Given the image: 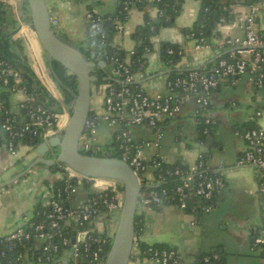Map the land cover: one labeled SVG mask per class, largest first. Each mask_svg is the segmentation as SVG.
I'll return each mask as SVG.
<instances>
[{
  "label": "crops",
  "instance_id": "obj_1",
  "mask_svg": "<svg viewBox=\"0 0 264 264\" xmlns=\"http://www.w3.org/2000/svg\"><path fill=\"white\" fill-rule=\"evenodd\" d=\"M51 19H57L55 29L70 42L81 46L87 36V5L92 0H46ZM96 7L100 14H111L116 10V0H100ZM200 0H185L181 14L172 26L160 29L153 36L154 48L147 53V76L142 81L144 90L151 96L171 93L167 87L170 65L160 56L162 42H173L179 45L182 58L176 67L180 70L200 68L219 57L230 53L233 57L241 56L250 59V53H237L235 47L225 43L229 37H243L246 33V18L252 7L239 3L234 5L232 17L223 21L218 30L220 36L214 37L212 44L197 46L192 38L191 27L196 19ZM254 29L264 34V2L256 5ZM5 15L0 20V45L4 54L22 69L29 68L37 81L34 85L40 101L48 104L53 110L63 113L64 95L49 64L48 53L36 41L32 25L30 7L25 0H5ZM145 12L156 19L157 7L149 3L145 10L133 7L129 18L114 35V44L126 51L134 48L132 33L145 20ZM264 50V43L261 46ZM102 68V67H101ZM110 74L108 64L105 66ZM0 85V92L4 91ZM176 96L181 92L175 91ZM9 103L14 112H20V105L28 100L29 94L24 90L10 91ZM91 107L98 115L97 143L105 142L107 129L113 137L114 128L102 119L104 107L102 96H92ZM196 103L192 100L181 102V110L177 116L165 120L161 127L165 135L161 146L145 150L149 162V171L154 170V160L163 158L167 162L190 164L195 160L196 152L201 148L199 126L193 111ZM261 109L262 114L256 116ZM210 115L215 120L213 142L204 149L208 152L207 163L212 169L221 171L225 185L218 194L217 204L206 211L198 219L193 213L173 204H164L152 210L142 211L144 226L136 234L135 244L129 264H156L149 256L144 255L140 243L147 245H165L177 249L181 264H199L202 256L218 253L225 264H260L261 248L252 243V237L264 226V179H259L256 170L249 165H241L238 160L247 149V141L243 136L245 123L254 122L264 128V89L256 87L251 72L238 77H223L217 89L211 93ZM106 122L107 127H102ZM101 128V129H100ZM136 139L153 140L157 138V130L150 126H130ZM36 151L22 146L14 153L7 146L4 130L0 127V184L12 179L22 171L32 159ZM65 173L50 170L38 165L16 181L0 186V236L25 226L34 214L37 202H46L52 193V182L65 177ZM50 180V181H49ZM81 184V183H79ZM65 198L67 205L78 206L88 199L89 191L83 186ZM138 212V211H137ZM137 214H140L139 212ZM114 222L106 224V229L114 233ZM68 252H64L66 261Z\"/></svg>",
  "mask_w": 264,
  "mask_h": 264
},
{
  "label": "built area",
  "instance_id": "obj_2",
  "mask_svg": "<svg viewBox=\"0 0 264 264\" xmlns=\"http://www.w3.org/2000/svg\"><path fill=\"white\" fill-rule=\"evenodd\" d=\"M1 8L2 3L0 2ZM257 10L256 6L252 7L251 13L247 16L246 33L243 37L225 39V43L235 47L237 53L243 51L250 53V59L241 56H235L232 59L222 58L207 69H191L183 76L168 77L166 84L171 93L167 95L151 96L144 90L142 81L147 76V69L132 73L129 66L121 63L118 57H115L109 65L111 76L116 78L121 86L107 84L101 89L104 107V114L101 118L114 128L113 136L115 134L117 139L122 140L121 158L129 163L143 185L138 198L137 211L140 214L143 213L142 211L171 204V198L166 200V197L170 195L169 190L157 188L167 179L166 174L181 178V182L175 186L174 191L180 197L178 206L184 209L187 207L184 197L188 189H194V194L212 200L224 188L225 179L221 171L212 169L207 163L206 150L204 149L206 140L200 139L201 148L196 152L195 160L192 163L185 164L186 167L176 164L168 168L166 173L161 171L159 175L149 171V162L145 156V150L151 147L158 149L161 146V139L165 135L161 127L162 123L177 116L181 110V102L184 101L192 100L196 103L193 114L202 120L204 123L203 134L207 135L210 125L215 124V120L210 115L211 93L218 88L221 78H235L245 72H251L252 75H255V86L264 89V50L261 49L264 43V34L254 29V18ZM91 17L92 13L87 11V20ZM51 21L56 23L57 19H51ZM117 28L121 29L122 23H118ZM100 29L101 25L97 24L93 31ZM197 46L205 45L197 44ZM132 81L140 83L138 89L134 90L128 85ZM0 83L11 85L10 91L18 89L26 91L21 71L3 58H0ZM175 91L181 92V96H176ZM30 99L32 98L29 96L28 100ZM20 106H23V103ZM71 107H65L64 112L60 113L42 105H30L28 121L21 127H15L17 118L13 114L14 111L6 109L0 101V127L10 136L7 146L16 153L13 138L16 136L23 137L31 131L33 134H37L38 129L46 131L45 139L55 134H62L71 116ZM261 114V109L256 111V116ZM99 118L95 113L88 118L81 138L80 147L82 149H95ZM132 125L155 128L158 133L157 138L153 140L136 139L130 131ZM243 136L247 141V149L240 156L238 163L252 166L256 170L258 178L262 180L264 179V128L257 126L247 129L243 132ZM154 162L156 163L155 166L158 167L161 162L167 161L163 158H156ZM73 173L70 172V174ZM79 177L84 178L86 176L79 175ZM87 178L93 182L97 180V178ZM116 183L114 181L112 186H115ZM261 190H264V185H261ZM74 191L75 185L68 181L57 189L52 188L50 198L44 202L46 206L42 212L44 218L32 224L34 235L44 241L42 248L48 252L47 261L40 262V264L93 262L98 259L99 252L102 251L103 246L108 241V237H99L94 234L107 231L108 235H113L106 229V224L117 221L123 205L124 192L116 189L114 194L101 193L97 197L88 198L78 206L71 207L66 204L65 198ZM208 210H210L209 207L206 208V211ZM99 223H104L105 229L103 231L98 230ZM47 225L51 230L49 232ZM68 227L76 230V237L72 242L64 233V229ZM82 234H85L84 239H80ZM31 235L32 232L22 226L0 236V244L3 243L8 246L15 241L28 239ZM55 237L59 238V242H53ZM61 245L67 247L64 251L68 252L66 261L63 260V255L58 259H53L51 256V253H56ZM95 245L98 248L92 249ZM254 245L260 246V264H264V226L254 236ZM146 252L156 264H181L179 252L173 247L150 245ZM4 253L5 250H0L1 255ZM211 258L218 259L219 254L207 255L203 260L208 262Z\"/></svg>",
  "mask_w": 264,
  "mask_h": 264
},
{
  "label": "trees",
  "instance_id": "obj_3",
  "mask_svg": "<svg viewBox=\"0 0 264 264\" xmlns=\"http://www.w3.org/2000/svg\"><path fill=\"white\" fill-rule=\"evenodd\" d=\"M4 1L0 0L2 3V8L0 9V20L4 18L5 9ZM185 0H116V10L111 14H100L96 7L100 4V0H92L87 5V11L92 13V17L88 19V31L86 38L81 43V50L85 56L89 59H93L97 65L93 69L92 73L98 76L92 84V96L94 93L102 96L101 89L107 84H112L114 86L120 87L121 84L114 80L106 81L104 77L108 75L107 69L101 68L98 63L100 61H105L108 66L113 62L115 57H118L121 63H124L129 66L132 73L139 70H146L148 67V57L147 53L151 52L154 48L153 36L158 34L161 28L166 26H172L175 24L177 17L181 14L183 9V4ZM264 0H200V7L191 27L192 38L196 41L197 44H203L205 46L211 45L214 37L220 36L218 30L219 25L232 17V10L234 5L239 3L248 4L251 7H254ZM149 3H153L158 10V16L156 19L152 18L148 12H145V20L142 24L138 25L134 32L132 33V38L135 41L134 48L131 51H126L114 44V35L118 30L117 24L124 23L130 15V11L133 7H137L141 10H145ZM97 24L101 25V29L93 31ZM6 48V47H5ZM3 46L0 45V58L5 59L7 62L15 65L11 58L9 59L4 54ZM133 51V52H132ZM161 59L172 66L169 71V78H175L177 76L185 75L189 70H180L176 67L179 61L182 58V51L179 48L177 43L173 42H162L160 49ZM222 58L232 59L233 56L230 53H226L219 57L215 62L208 63L201 66L199 69L204 70L218 62ZM16 67L21 71V74L24 78V86L32 98L23 102V106H20V112H13L16 116L17 121L15 122V127H21L29 119V106L30 105H42L47 108H51L48 104L40 101L37 93H35V81H37L35 75L30 71L29 68L22 69L21 65H16ZM53 68L55 72V78L58 83L61 85L62 92L64 95V101L66 105L72 106L75 94L78 89V78L76 75L70 73L60 62L54 60ZM255 78V75H253ZM4 91L0 92V101L3 103L6 109L11 110L9 97H10V86L3 85ZM134 90L138 89L140 83L138 81H132L128 84ZM72 113V107L70 109ZM94 109L91 107L90 116L94 115ZM199 126V139L207 140V138L213 134V127L215 124L210 125L209 133L203 134L204 123L201 119L197 118ZM258 125L254 122L245 123L243 126V132L247 129L257 127ZM46 131L43 129H38L37 134H33V131L26 133L23 137L16 136L13 138L14 148L19 150L22 146H27L30 151H35L36 148L45 140ZM4 136L6 143L10 140V136L7 132L4 131ZM123 142L120 139L116 138L114 134L112 142L101 146L96 143L94 145L95 149L81 150L84 153L99 155V156H118L121 157V146ZM208 157V152H206V158ZM35 157L32 159V161ZM154 163L153 173L159 175L161 171L166 173L168 168L173 167L176 164H180L182 167L186 165L182 162H161L157 167ZM39 165H44L43 163ZM56 165L49 167L50 170H53ZM167 179L158 186V189L167 188L170 195L166 197L171 198V204L178 205L180 203V197H178L174 191L175 186L181 182V178L175 175L166 174ZM50 181V180H49ZM70 182L73 185L81 183L89 191L88 198L97 197L101 193L114 194L116 189L124 192V185L121 182H117L115 186H111L105 191L97 192L91 191L90 186L93 183V180H88L87 177L80 178L78 174H67L62 179H57L52 182V188L57 189L62 186L64 182ZM144 190V189H143ZM218 194L212 199L208 200L202 196L194 194V189H188L187 194L184 197V200L187 203L185 208L190 213H193L198 219L202 218L206 212V208H214L217 204ZM46 208L43 202H37L34 207V214L30 221L24 226L26 230L31 231L32 235L28 239H22L21 241H15L11 245H6L1 243L0 250H5L3 255L0 254V264H40V262H46L48 252L43 250L44 241L34 235L32 224L39 222L44 218L42 215L43 210ZM47 224V223H46ZM144 226V215L137 214L135 219V230L136 234L142 231ZM48 232L51 231L47 225ZM65 235L69 238V241L72 242L74 237H76L75 228L68 227L64 229ZM257 233V232H256ZM255 233V235H256ZM95 236H106L108 237L107 243L103 246L102 251L99 252V257L93 262L81 261L80 264H104L108 253L111 248L113 235H108V232H96ZM254 235V236H255ZM254 236L252 237V243L254 244ZM53 242H59V238H53ZM10 246V247H9ZM150 245L140 243V247L144 255L148 256L146 252ZM157 247H168L165 245L155 244ZM67 247L61 245L59 250L56 253H51L53 259H58L63 255ZM98 246L95 245L92 249H97ZM212 256V254H207ZM204 255L200 258L199 264H225L223 258L210 259L208 262H205L203 259ZM39 258H41L39 260Z\"/></svg>",
  "mask_w": 264,
  "mask_h": 264
},
{
  "label": "water",
  "instance_id": "obj_4",
  "mask_svg": "<svg viewBox=\"0 0 264 264\" xmlns=\"http://www.w3.org/2000/svg\"><path fill=\"white\" fill-rule=\"evenodd\" d=\"M27 1L36 41L47 53L53 73V61L60 62L70 73L78 78V89L72 105V113L62 134H55L45 139L37 148V156L22 171L0 186L8 185L26 175L34 167L43 163L47 167L56 165L58 170L66 175V164L72 172L81 176L97 178L91 186V191H103L121 182L124 185V199L114 232L112 244L104 264H129L135 244V219L138 209V198L142 184L129 163L118 156H99L84 153L81 150V138L85 125L90 117L92 102V84L98 76L92 71L97 63L82 52L80 46L64 38L51 21V13L46 0ZM98 65L105 68L107 63L100 61ZM104 80L118 81L111 75ZM208 144L213 142V136L208 137ZM105 229L104 223L98 224V230ZM85 234L80 235L84 239Z\"/></svg>",
  "mask_w": 264,
  "mask_h": 264
},
{
  "label": "rangeland",
  "instance_id": "obj_5",
  "mask_svg": "<svg viewBox=\"0 0 264 264\" xmlns=\"http://www.w3.org/2000/svg\"><path fill=\"white\" fill-rule=\"evenodd\" d=\"M95 95H96V93H95ZM102 127H107L108 128V125H107V123L106 122H102V125H101V128ZM100 128V129H101ZM107 131H108V133H107V136H106V141L105 142H107V143H110V142H112V140H113V137L111 138L110 137V135H109V129H107ZM44 166H46V165H44ZM47 167V166H46ZM77 185V188H78V190H80V189H82V186H81V184H76ZM115 224V227H114V231L116 230V227H117V221L114 223ZM114 234V233H113Z\"/></svg>",
  "mask_w": 264,
  "mask_h": 264
},
{
  "label": "flooded vegetation",
  "instance_id": "obj_6",
  "mask_svg": "<svg viewBox=\"0 0 264 264\" xmlns=\"http://www.w3.org/2000/svg\"><path fill=\"white\" fill-rule=\"evenodd\" d=\"M60 166H63V167H65V168H67V170H68L69 173L72 172V170H71L70 168H68V166H67L66 164H60ZM56 167H57V166H56Z\"/></svg>",
  "mask_w": 264,
  "mask_h": 264
}]
</instances>
